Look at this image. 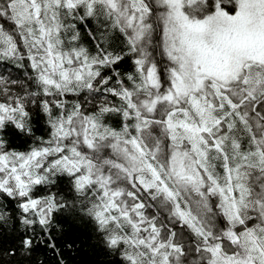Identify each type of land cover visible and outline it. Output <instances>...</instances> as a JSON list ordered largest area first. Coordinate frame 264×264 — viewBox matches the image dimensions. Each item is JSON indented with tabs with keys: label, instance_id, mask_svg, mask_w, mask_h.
Returning <instances> with one entry per match:
<instances>
[{
	"label": "snow or ice",
	"instance_id": "snow-or-ice-1",
	"mask_svg": "<svg viewBox=\"0 0 264 264\" xmlns=\"http://www.w3.org/2000/svg\"><path fill=\"white\" fill-rule=\"evenodd\" d=\"M77 227L95 264H264V0H0V264Z\"/></svg>",
	"mask_w": 264,
	"mask_h": 264
},
{
	"label": "trees",
	"instance_id": "trees-1",
	"mask_svg": "<svg viewBox=\"0 0 264 264\" xmlns=\"http://www.w3.org/2000/svg\"><path fill=\"white\" fill-rule=\"evenodd\" d=\"M66 230H67V226ZM77 245L72 248H64L66 264H95L97 260H103L102 254H98L95 241L89 239L86 229L77 227L74 233Z\"/></svg>",
	"mask_w": 264,
	"mask_h": 264
}]
</instances>
